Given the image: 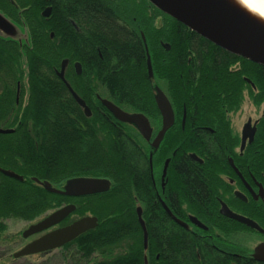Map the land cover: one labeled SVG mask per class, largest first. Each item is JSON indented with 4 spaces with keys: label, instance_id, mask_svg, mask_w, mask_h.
I'll return each instance as SVG.
<instances>
[{
    "label": "trees",
    "instance_id": "1",
    "mask_svg": "<svg viewBox=\"0 0 264 264\" xmlns=\"http://www.w3.org/2000/svg\"><path fill=\"white\" fill-rule=\"evenodd\" d=\"M139 2L0 0V10L26 32L20 39L0 35V129L14 130L12 134H0V169L24 178L21 182L0 173V264L21 259L2 252L11 243L7 220L35 222L69 204L75 205L76 211L63 226L88 212L99 224L58 249L63 264H145V259L148 264H264L223 243L232 230H240L243 225L214 210L209 172L204 174L191 159L175 168L189 209H182L181 204L169 209L177 218L188 212L210 214L205 219L208 230L185 228L169 215L150 184L149 151L141 149L135 132L125 129L93 99L94 86L86 84V75L94 76L115 105L151 117L156 112V77H150L147 62L150 58L152 64L156 59L161 69L157 78L184 75L191 79L187 89L197 90L194 97L185 95V88L177 82L169 91L177 90L173 94L176 103L180 105L183 99L209 122L217 109L240 108L247 88L256 105L264 102V66L214 45L152 1ZM48 7L52 12L46 18L43 12ZM157 18L162 20L158 27ZM65 59L83 66L81 78L74 76L73 64L66 75L91 107L90 117L84 115L57 76ZM24 78L29 80L25 106L23 86L17 102L18 82ZM75 81L83 83L76 86ZM198 116L193 117V123ZM259 126L254 154L251 148L247 151L249 159L254 155L253 166L246 167L239 161L245 177L253 174L264 181V117ZM78 178L107 179L110 191L72 198L49 192L43 185L48 182L60 189ZM171 200L176 203L174 196ZM140 203L148 232L147 248L137 214ZM258 203L248 206V214L264 228V203ZM214 228L222 230L223 235L217 237ZM55 251L31 256L46 259Z\"/></svg>",
    "mask_w": 264,
    "mask_h": 264
},
{
    "label": "flooded vegetation",
    "instance_id": "2",
    "mask_svg": "<svg viewBox=\"0 0 264 264\" xmlns=\"http://www.w3.org/2000/svg\"><path fill=\"white\" fill-rule=\"evenodd\" d=\"M67 60L69 61L67 68H69L70 66L72 67V61L69 59ZM76 63L81 64L80 62H75L73 63V65ZM81 67L82 70L80 74H78L77 70L74 69L75 71L74 76H76L77 78H81L83 75L82 64ZM233 68L236 70L237 64H235ZM160 76L163 77H160L159 79L154 74L150 76V77H156L155 83L156 81L157 83L156 84L154 83L155 96L157 98L158 90L163 92V94L168 99L169 104L171 105V109L174 115V122L172 126L169 128V130L166 132L164 138L160 141V143H156V138L160 133V131L162 130L163 118L157 106V102H155L156 112L152 113L151 117L149 116L147 117L144 115L149 121V129H150L149 139L145 138L141 130L135 124L129 122H122L119 120L118 121L121 124H123L125 129L128 128L132 134H134V132L137 134L136 141L139 143L141 149L145 151V153L149 151L148 153V165H149V173H150L149 180L161 204H163V206L166 205L168 208L172 205L175 206L176 204L179 205L181 204L180 207L182 209L184 210L189 209L188 207L189 205L187 204L188 202L186 200V197L182 193L183 192L182 187L179 186V176L177 175V171L175 168L177 169L179 168V163L181 161L187 163L191 159L192 161L198 163V165L200 166L199 167L200 169L199 168L198 169L199 170L202 169L201 171H203L204 174H206V171L209 172L207 175V181L213 182V191L211 192L212 193L211 203L214 206V210H217L219 214L222 217H224L221 213L224 205L232 212L245 216L255 221L261 226V228L264 231L262 225L257 220L253 219L250 213L248 214V209L250 210V207L248 206H250L251 203H256V204H259L258 202L264 203V181H259L257 178H254L253 174H251V178L245 177L243 173L245 169L243 171L240 170L241 166L239 161V159L244 161L246 167H249L250 165L253 166L252 163L254 161V155H252V158L249 159L248 158L249 154L247 153V151L249 150V148H251L252 153L254 154V143H257V139L259 138L258 137V135L260 134L259 124L261 118L264 117V113L262 117L259 120H256L255 122H253L252 119H249L247 123L244 124V126L242 127L241 132L238 131L234 123V116L242 108V104L244 103L246 97L248 96L251 99V97L249 96V89L247 88L244 92V98L240 108H238L237 110H231L229 107L225 106L222 109V112L220 111V109H217L216 116L208 122L207 120L201 118L200 114L199 116L197 115V113L195 112L197 110L195 106L188 107L183 102V99L179 100L180 105L183 106H180L176 103V101L173 99V94H177L178 93L177 90L175 91V93L169 91L170 88H172V86L176 87V85H178L177 83H179L180 86L185 88L184 91L185 95L194 97L197 94L195 93V91L197 90L195 89V91L189 92V89H187L188 87L187 85L191 84V79L190 80L187 79L184 75H181V77L179 76L177 77V75H160ZM86 78H87L86 84L93 83L95 81L99 82V80L97 79L95 80L94 76L86 75ZM185 78L187 79V81ZM25 79L26 78H24L23 80ZM59 79L64 84L67 91L70 93L65 82L61 78ZM180 79L182 80V82L180 81ZM65 81L71 86L73 91L79 96V94L76 92V89L68 81L66 73H65ZM196 81L199 82L198 77L196 78ZM246 81L249 84H251L252 87H255L252 82H249L247 80V78ZM198 85L199 83L195 84V88L198 87ZM22 86H23L22 81H19L18 90H17V102L19 101L18 99L21 96ZM71 97L73 98L72 95ZM74 101L76 102L75 99ZM83 101L85 102L87 108L90 110L89 113H87L85 109L82 108L77 102L76 104L83 110L84 115L90 117L92 115L91 107L88 106L85 100ZM98 101L102 103V99H98ZM119 108L122 109L124 112H126V110L123 109L122 107ZM195 115H196V119L198 116L199 120H196V122L193 123L192 119ZM249 123L251 124L248 127ZM11 131H13L14 133V130ZM141 139L143 140L144 144L147 145L149 148L143 146L142 142L140 141ZM191 145H195V146L191 147ZM154 146L156 147L154 148ZM220 150H223L222 155L218 154ZM255 153L258 154V152ZM176 162L178 163V165L176 164ZM138 177L141 178L142 176L138 175ZM62 188L57 190L63 191ZM173 196L176 200L175 204L171 200L173 199ZM138 208H142L141 203L138 204ZM197 213L200 215L191 214L190 212H188L186 213V216L178 219L181 220L183 223H186L188 225L187 228L189 229L190 227L194 226V224L190 220V217L191 216L193 217L194 215L196 219H198L201 223L207 226L205 219H208L210 214H207L204 211L202 213L201 211ZM58 228L61 227L59 226ZM214 229H216L215 235L217 237H221L223 235L222 230L217 228ZM242 233H246L247 235L250 234L252 235L259 234L261 236L264 235V232L260 233L253 229L247 228L246 226L243 225V227H241L240 230L238 231L235 229L234 231L232 230L229 235L230 237L224 238L226 242L223 243L226 245L233 246L232 240L236 242L238 236L242 235ZM41 235H39V237H41ZM262 243H264V241L259 243L258 245ZM255 246L256 245L253 246V250L257 247ZM234 254L238 256L239 253L237 254L234 253ZM249 255L253 256V253Z\"/></svg>",
    "mask_w": 264,
    "mask_h": 264
},
{
    "label": "water",
    "instance_id": "3",
    "mask_svg": "<svg viewBox=\"0 0 264 264\" xmlns=\"http://www.w3.org/2000/svg\"><path fill=\"white\" fill-rule=\"evenodd\" d=\"M165 14L182 23L190 30L204 37L214 45L224 49L225 51L232 53L240 58L246 59L253 63L264 66V31L259 28L245 22L238 15L230 12L228 8L223 5L219 0H150ZM51 15V8H48L43 12V16L48 18ZM7 27L16 26L6 19L0 13V35H3V31ZM7 33V32H6ZM10 37V36H6ZM26 37V36H25ZM14 38V37H10ZM69 64L68 60L62 63L60 71L57 72L59 78H61L71 95L76 102L85 109L87 113L90 110L87 108L85 102L73 91L71 86L65 81V70ZM78 74L81 73L82 67L79 63L75 65ZM149 75L152 76V68L150 65V58L148 59ZM157 106L161 112L163 118V127L156 138V143L164 138L166 132L172 126L174 122V115L171 109V105L168 102L166 96L158 90L156 98ZM102 104L110 111V113L119 121L129 122L135 124L143 133L146 139H149L150 129L149 121L143 114H129L117 107L114 103L108 100H102ZM251 123L248 124V127ZM255 130V129H254ZM253 130V133H254ZM13 131L0 129V134H11ZM253 138V137H252ZM252 140V139H251ZM156 146H154L155 148ZM0 173L3 175L21 181L24 178L13 171L0 169ZM35 182H39L34 179ZM44 187L52 193L63 195L66 197H85L100 193H106L110 190L111 183L107 179H94V178H78L70 180L66 183L63 191H59L52 187L48 182L43 183ZM165 209L171 217L180 225L187 228L188 225L178 220L173 216L169 208L164 205ZM76 211V207L68 205L55 213L51 214L44 220L37 224L31 225L23 233L24 239H29L33 236L43 234L64 222L73 212ZM139 221L144 233V246H148V232L145 222L142 219V210H137ZM222 215L233 219L243 225L263 233V229L253 220L246 218L242 215H238L226 206L223 205L221 211ZM190 220L197 227L206 230L198 219L190 217ZM98 227V219L96 217H84L72 225L53 230L39 237L26 245L19 252L14 254V258H23L31 255H37L49 251H53L64 247L65 245L75 241L78 237L84 233L94 230ZM253 258L256 261L264 263V243L257 246L255 249ZM145 264H148L145 259Z\"/></svg>",
    "mask_w": 264,
    "mask_h": 264
},
{
    "label": "rangeland",
    "instance_id": "4",
    "mask_svg": "<svg viewBox=\"0 0 264 264\" xmlns=\"http://www.w3.org/2000/svg\"><path fill=\"white\" fill-rule=\"evenodd\" d=\"M137 3H140V0H135ZM0 13L9 21H11V19L6 15L5 12L0 10ZM149 15V14H148ZM150 15H152V11H150ZM161 19L157 18L155 20V25L158 27L160 26L161 23ZM16 28L14 27H7L5 29V31H3V36H10V37H14L17 39H20L23 36H26V32H22L20 25L18 23H14L13 21H11ZM7 32V33H6ZM74 62V61H73ZM72 62V64H73ZM161 62V60H160ZM163 63V62H161ZM152 64H153V68L152 70L154 71V74L156 75L158 73V71H160V67L158 65V61L156 59L152 60ZM74 67V65H73ZM70 69V67H69ZM22 81L23 84V88L22 90L24 91L23 93V97H24V106L26 105V103L29 101V80L28 78H26L25 80H20ZM75 83L76 86H81V83L83 82H78L75 81L73 82V84ZM157 83V81H156ZM94 86V90L92 92L93 95V99H96V102L98 101V99H104V100H110V97L106 91V89L104 88V86H102L101 84L98 83V81H95L92 83ZM22 96V95H21ZM126 110L127 113L129 114H134L132 113L133 111L128 109V108H123ZM264 113V103L260 106L255 105V103H253V101L247 96L244 103L242 104V108L240 109V111L234 116V123L238 129V131L241 132L242 127L244 126V124L247 123V121L249 119H252L253 122H255L256 120H259L262 115ZM143 144L144 147H148L147 145L144 144L143 140H140ZM149 148V147H148ZM63 187V186H62ZM61 189V188H60ZM51 212L47 213L45 216H47L48 214H50ZM191 214H194L193 212H190ZM91 213H86L84 216H91ZM44 216V217H45ZM42 217V218H44ZM42 218L38 219L35 222H25L22 220H7L6 223L8 225V230H7V234L11 236V243L9 244V246L5 249V251H2L3 253H8V255H13L14 253L18 252L20 249H22L26 243L30 242L32 239L29 240H24L21 237V232H23L24 230H26L30 225L38 222L39 220H41ZM73 219H77V217H74ZM238 231V230H237ZM264 241V237L259 235V234H250L247 235L246 233H242V235H239L237 238V241H233L232 240V244L234 247L237 248L238 251H241L242 253H246V254H251L253 253V246L254 245H258L259 243ZM232 246V247H233ZM255 246V247H256ZM55 254L51 257H48L46 259H42V258H38L37 256H31L30 258H21L19 260V262H16L14 264H63L64 262L62 261V254L60 250H56L54 252ZM13 264V263H12Z\"/></svg>",
    "mask_w": 264,
    "mask_h": 264
},
{
    "label": "bare ground",
    "instance_id": "5",
    "mask_svg": "<svg viewBox=\"0 0 264 264\" xmlns=\"http://www.w3.org/2000/svg\"><path fill=\"white\" fill-rule=\"evenodd\" d=\"M245 22L264 31V0H219Z\"/></svg>",
    "mask_w": 264,
    "mask_h": 264
}]
</instances>
